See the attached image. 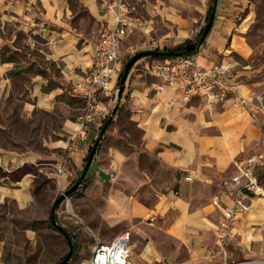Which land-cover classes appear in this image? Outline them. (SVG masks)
Listing matches in <instances>:
<instances>
[{
    "label": "crops",
    "instance_id": "obj_1",
    "mask_svg": "<svg viewBox=\"0 0 264 264\" xmlns=\"http://www.w3.org/2000/svg\"><path fill=\"white\" fill-rule=\"evenodd\" d=\"M98 1L89 0L86 5L105 29L111 16L102 13ZM109 2L103 0L102 9ZM245 5L244 0H217L212 30L194 54L201 67L232 66L229 54L248 60L250 54L235 32V18ZM68 11L62 0H0V219H4L0 261L8 247L17 248L11 244L17 231L23 232L24 241L36 245L31 219L36 218L32 208L38 179L48 181L56 176L66 180L70 175L68 170L61 176L50 171L51 166L57 170L64 162L59 159L54 163L56 153L71 150L84 161L89 151L84 155L82 147L93 123L82 133V116L76 114L79 108H72L71 101L78 98L74 84L92 65L93 39L81 43L82 33L70 27ZM17 33L25 36L24 46L18 43ZM36 36L44 40L45 49L37 48ZM23 48L43 53L56 70L43 67L31 54L23 56ZM247 67L242 65L237 74L219 78L234 90L222 103L212 105L199 97L184 102L172 88L157 92L153 87L162 80L153 71L152 81L137 75L127 83L130 119L141 136L126 153L117 147L100 148L89 177L96 179L107 176L111 169H124L127 186L139 192L129 197L126 211L137 237L129 264H224L264 259V198L253 202L237 226L226 245L227 256L218 247L219 212L211 205L220 193L219 182L233 172L235 161L264 155V112L259 109L264 103V82L248 85L238 81L237 77L249 75ZM54 116H58L56 126ZM39 139L48 154L36 148ZM260 171L264 173V166ZM187 176L192 181H186ZM144 194H150L153 202H147ZM112 200L110 208L117 211L118 200ZM120 221L116 219L112 225ZM22 223L25 227L19 230ZM161 240L175 243L171 254L161 250Z\"/></svg>",
    "mask_w": 264,
    "mask_h": 264
},
{
    "label": "rangeland",
    "instance_id": "obj_2",
    "mask_svg": "<svg viewBox=\"0 0 264 264\" xmlns=\"http://www.w3.org/2000/svg\"><path fill=\"white\" fill-rule=\"evenodd\" d=\"M62 1L69 10L68 23L70 27L82 33L83 41L81 43L85 39L89 40L97 37L98 31L103 29L102 23L97 22L91 15L86 5L89 0ZM244 1L246 4L244 9L235 18L237 26L235 29H238V31L234 30L240 34L239 40L250 55L248 60L245 61L240 55L227 52L231 58L230 63L232 66L226 65L229 66L230 70L228 74L234 75L237 74L236 71L241 70L242 65H247L246 71L250 72L249 75L237 77V80L252 85L264 82V0ZM209 2L210 0H124L129 16L134 20L135 27L121 43V72L111 96L100 97L104 111L102 114H95L93 126L89 127L92 133L85 135L87 141L85 146L82 147L84 155L93 146V140L98 137L103 120L111 115L115 107L118 108L117 113L113 117L112 125L107 128L99 149L106 150L109 147H117L126 153L127 150L134 148L132 145L137 144L141 131L130 119L131 110L128 106V95L126 93L127 83L137 75L152 81L154 77L151 75V71H154V68L164 60L145 57L137 61L129 71L124 92L118 98L119 81L127 62L139 52L172 49L182 45L186 40L195 42L196 36L206 24L205 16ZM98 4L103 13V0H99ZM11 32L12 29H10ZM16 36L20 46H24L25 36L22 33H17ZM35 43L38 49H45L42 45L44 40L41 37L36 36ZM23 51V56L27 57L31 54L43 67L51 66L44 60L45 55L43 53L29 48H23ZM51 67L56 70L54 65ZM76 96L78 98L71 101V106L74 109L79 108L76 114L82 116L85 114L84 102L79 99L80 96L77 94ZM71 118L74 119V113ZM57 119L58 116H54V126L57 125ZM40 132L41 130L38 131V133ZM36 148L44 154L49 153V149L41 146L40 139ZM79 158V155H73L71 150L56 153L53 158L54 163L56 160L63 159L64 170H68L70 175L66 180H61L60 177L56 176L48 181L38 179L36 199L32 208L36 218L32 217L31 219L32 227L37 232L36 245L24 241L23 232L17 231V239L15 242H11L17 248L8 247L7 254L2 257L0 264H58L67 254L68 246L65 238L49 224L48 217L52 204L57 197L77 179L78 173L83 167V161ZM95 164L92 161L87 172V178L94 172ZM50 168L52 173L57 172L55 166ZM261 173L262 171L258 170L259 178ZM127 179L124 169H111L107 172V176L97 177L96 179L89 177L73 195L69 196L60 205L57 212L59 224L71 235L73 246L76 248V253L68 264H88V258L95 243L94 236L100 242L108 243L115 236L130 231L132 242L137 238L134 236V232L132 233L131 225L128 224L126 211L129 197H135L139 192H132V186H127ZM260 182L262 183L261 180ZM144 195H147V202H153L154 199L150 194ZM115 198L120 206L117 211L110 208L113 202L112 199ZM11 211H14L12 207ZM116 219L121 220L120 224L113 226L112 222ZM3 224L4 219H0V229H2ZM24 227L25 224L22 223L18 229L23 230ZM153 241L158 242L157 240ZM161 247V250L165 251L166 254H171L175 249V243L161 240Z\"/></svg>",
    "mask_w": 264,
    "mask_h": 264
},
{
    "label": "built area",
    "instance_id": "obj_3",
    "mask_svg": "<svg viewBox=\"0 0 264 264\" xmlns=\"http://www.w3.org/2000/svg\"><path fill=\"white\" fill-rule=\"evenodd\" d=\"M103 10L111 16V24L93 39V62L86 76L74 84V89L84 102L85 114L80 119L84 127L92 124L95 114H102V96H111L121 72L120 48L124 38L135 27L124 0H113ZM229 71V66L201 67L195 55H180L164 60L154 68L162 82L154 85L157 92L172 88L181 94V100L202 98L207 105L222 103L234 89L219 78ZM243 104L246 101L240 96ZM264 112V103L259 104ZM264 166V155L256 154L233 163V172L222 179L218 186L220 193L211 205L218 210L216 228L220 251L227 256L226 245L236 234V228L250 212L257 199L264 198V184L260 182L258 170ZM65 165L57 169V175L64 174ZM192 181L190 176L184 178ZM95 243L88 258V264H129L132 256V236L129 231L115 236L110 242L102 243L94 236ZM224 264H264V260L227 261Z\"/></svg>",
    "mask_w": 264,
    "mask_h": 264
},
{
    "label": "water",
    "instance_id": "obj_4",
    "mask_svg": "<svg viewBox=\"0 0 264 264\" xmlns=\"http://www.w3.org/2000/svg\"><path fill=\"white\" fill-rule=\"evenodd\" d=\"M216 8H217V0H213L211 13L209 15L208 22L204 26V29H203L202 33L200 34V37L195 42H188V43L182 44V45L178 46L176 49L169 51V52H165L162 50H159V51L147 50V51H143V52H139V53L135 54L127 62L125 69H124V72L120 78L119 86H118V98L122 95V93L125 90L126 80L128 78V74H129L131 67L140 59H142L144 57H149V56L177 57V56H180V54H181V52H179V51H182L185 53H192V52H196L197 50H199L200 47L203 45L204 41L206 40L207 36L209 35L210 31L212 30L214 20H215V15H216ZM116 110H117V107L114 108L113 112L108 117L107 122L102 127L98 137L96 138L93 146L91 147L90 153H89L88 158H87V162H86L79 178L77 179V181L74 184H72L67 190L62 192L60 194V196H58L57 199L52 204V207L50 210V223L59 233H61L63 235V237L66 240L67 246H68L67 254L58 262V264H67L71 260V258L73 257V249H74L73 242H72V239L70 238L69 234L66 232V230L57 221L58 209H59L60 205L69 197V195L72 194L74 191H76L78 189V187L81 185V183H82V181H83V179H84V177H85V175H86V173H87V171H88V169L92 163L95 151L98 147V144L100 143V140L106 131L108 123L112 120Z\"/></svg>",
    "mask_w": 264,
    "mask_h": 264
},
{
    "label": "trees",
    "instance_id": "obj_5",
    "mask_svg": "<svg viewBox=\"0 0 264 264\" xmlns=\"http://www.w3.org/2000/svg\"><path fill=\"white\" fill-rule=\"evenodd\" d=\"M212 1L213 0H210V2H209V6H208V10H207V13H206V16H205V23H207L208 22V18H209V15H210V13H211V8H212ZM206 25V24H205ZM203 29H204V27L200 30V32H199V34L196 36V40H198V38L200 37V34L202 33V31H203ZM208 37V36H207ZM188 42H192L191 40H186L183 44H185V43H188ZM177 47H175V48H172V49H163L162 51H165V52H169V51H172V50H174V49H176ZM156 51H159V49H155ZM198 52V50L196 51V52H192V53H185V52H182L181 51V54L180 55H194V54H196ZM149 57H152V58H156V59H162V60H166V59H170V58H173V57H167V56H149ZM145 58V57H144ZM133 67V66H132ZM131 67V68H132ZM80 98V97H79ZM80 99H82V98H80ZM118 109V108H117ZM117 113V110H116V112H115V114ZM114 114V115H115ZM114 117V116H113ZM107 120H108V118H105L104 120H103V122H102V125H101V127H100V131H101V129H102V127L105 125V123L107 122ZM112 122H113V118H112V120L108 123V126H107V128L108 127H110L111 125H112ZM107 128H106V130H107ZM100 133V132H99ZM105 133H106V131H105ZM105 133H104V135H105ZM104 135H103V137L101 138V140H100V143L98 144V147H97V149H96V151H95V154H94V157H93V160H94V158H95V155H96V153H97V151H98V149H99V147H100V144H101V141L103 140V138H104ZM96 140V139H95ZM95 140H93V144H94V142H95ZM90 150H91V147L89 148V151H88V154H87V156L85 157V159H84V161H83V167H82V169L79 171V173H78V177H77V179L79 178V176H80V174H81V172H82V170H83V168H84V166H85V164H86V162H87V158H88V155H89V153H90ZM88 172V171H87ZM86 177H87V173H86V175H85V177H84V179H83V181H82V183H81V185L79 186V187H81L85 182H86ZM77 179L73 182V184L77 181ZM261 181H262V183L264 184V173H261V176H260V178H259ZM78 187V188H79ZM77 191V190H76ZM76 191H74L72 194H70L69 196H71V195H73ZM57 221H58V223H59V220H58V217H57ZM48 222H49V224L51 225V223H50V214H49V217H48ZM52 226V225H51ZM53 227V226H52ZM54 228V227H53ZM55 229V228H54ZM56 230V229H55ZM66 230V229H65ZM66 232H67V230H66ZM68 233V232H67ZM69 234V233H68ZM69 236H70V238H71V235L69 234ZM74 247V246H73ZM75 253H76V248L74 247V249H73V256L75 255ZM68 264V263H67Z\"/></svg>",
    "mask_w": 264,
    "mask_h": 264
},
{
    "label": "flooded vegetation",
    "instance_id": "obj_6",
    "mask_svg": "<svg viewBox=\"0 0 264 264\" xmlns=\"http://www.w3.org/2000/svg\"><path fill=\"white\" fill-rule=\"evenodd\" d=\"M179 52H181V51H179Z\"/></svg>",
    "mask_w": 264,
    "mask_h": 264
}]
</instances>
